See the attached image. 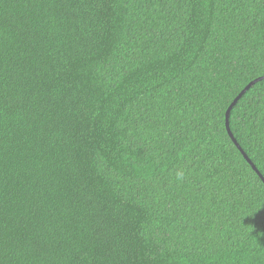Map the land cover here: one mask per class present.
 Returning <instances> with one entry per match:
<instances>
[{
	"label": "trees",
	"instance_id": "16d2710c",
	"mask_svg": "<svg viewBox=\"0 0 264 264\" xmlns=\"http://www.w3.org/2000/svg\"><path fill=\"white\" fill-rule=\"evenodd\" d=\"M0 264H264V0H0Z\"/></svg>",
	"mask_w": 264,
	"mask_h": 264
},
{
	"label": "water",
	"instance_id": "95a60500",
	"mask_svg": "<svg viewBox=\"0 0 264 264\" xmlns=\"http://www.w3.org/2000/svg\"><path fill=\"white\" fill-rule=\"evenodd\" d=\"M254 83H252L251 85H249L242 93L241 95H239V97L234 101V103L231 105V107L229 108V110L227 111L226 114V128H227V132L229 134L230 137H232V134L230 132L229 129V116H230V112L232 111V109L234 108V106L236 105V103L240 100V98L246 93V91L253 85ZM234 143L236 144L235 140H233ZM246 160L250 163V161L248 160V158L245 156ZM251 164V163H250Z\"/></svg>",
	"mask_w": 264,
	"mask_h": 264
}]
</instances>
